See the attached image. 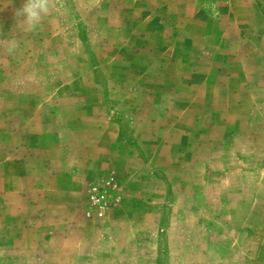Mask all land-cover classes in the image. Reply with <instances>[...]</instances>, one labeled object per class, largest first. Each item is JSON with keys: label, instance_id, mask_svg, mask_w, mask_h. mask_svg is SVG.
<instances>
[{"label": "rangeland", "instance_id": "1", "mask_svg": "<svg viewBox=\"0 0 264 264\" xmlns=\"http://www.w3.org/2000/svg\"><path fill=\"white\" fill-rule=\"evenodd\" d=\"M26 2L0 0V116H25L33 129L35 115L74 112L66 98L105 100L126 130L158 140L159 153H143L168 181L162 209L146 210L157 215L147 234L130 227L121 240L157 242L151 256L137 251L146 264H264V0H52L35 27L19 13ZM252 6L259 16L248 19ZM97 178L78 205L87 219L107 211L86 216ZM76 256L0 231V264Z\"/></svg>", "mask_w": 264, "mask_h": 264}, {"label": "crops", "instance_id": "2", "mask_svg": "<svg viewBox=\"0 0 264 264\" xmlns=\"http://www.w3.org/2000/svg\"><path fill=\"white\" fill-rule=\"evenodd\" d=\"M210 6L200 1L202 11ZM247 10L248 19L259 16L253 6ZM207 21L210 26L222 24L223 34L224 22L212 17ZM231 32L221 36L223 44L232 42ZM218 50L223 56L231 55L229 49ZM64 102L77 108L74 112L69 108L64 115H35L37 127L33 129L29 118L1 113L0 223L4 226L0 225V231L19 232L34 249L45 244L51 250L57 242L64 244L77 252L72 264H146L137 251L149 250L151 256L158 243L154 247L153 242L125 243L121 235L130 227H139L138 231L147 234L143 223L153 222L157 215L146 210L157 212L163 207L168 181L150 174V160L143 153L144 147L156 145L158 140L144 139L153 138L152 133L126 130L121 119L107 113L105 100L98 103L86 99L83 103L82 98H66ZM162 144L168 143L163 140ZM157 146L159 153L162 146ZM110 170L121 176L126 186L123 202L87 219L78 210L84 186ZM62 233L63 241L53 240Z\"/></svg>", "mask_w": 264, "mask_h": 264}, {"label": "built area", "instance_id": "3", "mask_svg": "<svg viewBox=\"0 0 264 264\" xmlns=\"http://www.w3.org/2000/svg\"><path fill=\"white\" fill-rule=\"evenodd\" d=\"M124 187L118 181L114 171L99 176L89 184L86 190L88 211L92 217L96 211H105L119 206L123 199Z\"/></svg>", "mask_w": 264, "mask_h": 264}, {"label": "clouds", "instance_id": "4", "mask_svg": "<svg viewBox=\"0 0 264 264\" xmlns=\"http://www.w3.org/2000/svg\"><path fill=\"white\" fill-rule=\"evenodd\" d=\"M52 0H27L19 13L26 17V22L35 27L38 25L43 16L48 15Z\"/></svg>", "mask_w": 264, "mask_h": 264}]
</instances>
